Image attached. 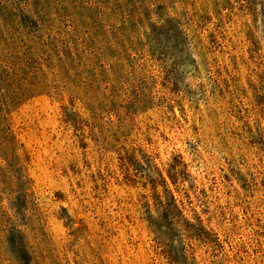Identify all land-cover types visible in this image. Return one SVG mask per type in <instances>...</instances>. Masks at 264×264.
<instances>
[{"label": "rangeland", "instance_id": "rangeland-1", "mask_svg": "<svg viewBox=\"0 0 264 264\" xmlns=\"http://www.w3.org/2000/svg\"><path fill=\"white\" fill-rule=\"evenodd\" d=\"M0 264H264V0H0Z\"/></svg>", "mask_w": 264, "mask_h": 264}]
</instances>
